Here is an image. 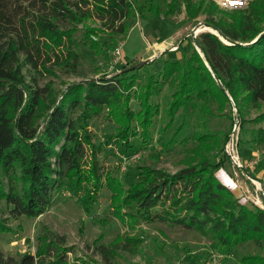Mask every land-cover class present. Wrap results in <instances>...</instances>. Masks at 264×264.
<instances>
[{
    "label": "trees",
    "instance_id": "obj_1",
    "mask_svg": "<svg viewBox=\"0 0 264 264\" xmlns=\"http://www.w3.org/2000/svg\"><path fill=\"white\" fill-rule=\"evenodd\" d=\"M162 2L164 15L182 4L188 19L203 16L218 35L199 33L198 51L192 47L180 58H165L161 70L146 72L143 82L139 66L71 83L57 96L50 81L41 86L36 76L53 75L54 66H76L72 47L79 25L83 43L107 57L117 37L129 31L126 20L135 12L139 17L159 15V1L0 0V232L6 227L2 202L11 217L34 218L49 208L53 190L63 180L71 187L90 184L95 199L103 178L114 217L131 229L154 220L193 229L211 238V247L220 255L250 242L257 251L241 255L239 264H264V210L241 203L215 175L224 160L213 161L211 153L222 152L226 134L194 133L191 153L196 162L173 173L139 166L141 178L126 189L98 160L102 149L93 142L88 122L104 113L115 125L117 143L129 148L128 140L137 137L146 145L159 113L151 99L169 79L175 86L165 109L168 125L179 109L210 114L208 105L214 104L223 113L229 98L239 112L244 104L259 109L264 103V0H248L245 9L231 13L221 12L210 0ZM88 20L99 25L91 26ZM25 67L33 72L29 79ZM251 121L264 123V109ZM257 131L262 138L264 126ZM138 242V236L117 235L96 249L108 262L119 249L134 252ZM65 243V236L47 230L37 237L33 254L15 258L0 251V264H37L41 259L44 264H70Z\"/></svg>",
    "mask_w": 264,
    "mask_h": 264
},
{
    "label": "rangeland",
    "instance_id": "obj_2",
    "mask_svg": "<svg viewBox=\"0 0 264 264\" xmlns=\"http://www.w3.org/2000/svg\"><path fill=\"white\" fill-rule=\"evenodd\" d=\"M158 1L162 9L159 15L139 17L135 12L133 17L126 20L129 25L135 27L125 36L117 37V44L108 50L107 57L95 54L83 43V29L79 25L73 35L75 44L72 47L76 52V66L74 68L54 66L53 75L36 76L38 84L42 86L50 81L55 93L59 96L71 83L100 80L103 77L118 74L123 69L126 70L144 61L139 60V55L146 53L145 39L150 38L152 33L157 36L164 35L170 30H180L178 37H185V45L182 48L176 45V48L167 54V58H175L177 53H180V57L181 53H190L194 46L191 35L187 34L193 27H199L198 24L203 22V16L188 19L182 4H177L178 9L171 15H164L162 13L163 0ZM165 1L172 2V0ZM172 3L175 4V2ZM247 5L248 0L240 10L245 9ZM217 8L223 13L239 10ZM87 23L91 26L99 25L98 21L94 20H88ZM205 31L207 30L202 29L199 33ZM122 38L124 40H121ZM119 45L125 56L123 60L121 57L120 61L114 64L113 51ZM163 60L160 58L155 61L151 60V63L140 66L138 68L141 74L140 81H144L146 72H159ZM23 70L26 78L29 79L33 72L27 67ZM174 86L173 80L169 79L161 91L151 99L158 105L159 113L154 119L151 138L146 145L142 144L137 137L128 140V145L132 146L129 148L117 143L113 136L115 125L105 118L104 113L88 122L87 126L92 133L93 142L102 149L98 153V160L104 172H110L113 177L118 178L124 189L131 182L141 178L138 174L139 166L173 173L197 161L195 155L191 153V149L196 146L194 138L191 137L194 133L207 131L227 136L234 123L239 124L238 151L240 156L256 159L255 166L261 167L264 171V135L260 139L257 138L259 133L257 128L263 127L264 123L254 124L251 121L264 109V103L259 109L244 104L241 112L237 110L233 100L234 106L229 100V106L223 113H218L214 104L208 105L212 112L210 114L194 111L190 107L185 112L179 109L171 125H168L165 109ZM130 104L133 109H138V104L134 100H131ZM182 121L184 124L179 132L178 126ZM211 155H213V161L223 158L222 166L228 171L231 164L226 159L223 149L222 152L213 150ZM104 182L102 178V188L94 194L95 199H93L90 184L71 187L63 180L53 190L49 208L34 218L21 216L15 219L8 214V207L2 202L1 215L6 227L0 232V251L5 256L15 258L25 252L33 254L37 245V237L47 230L65 236L64 246L69 249L67 258L70 264H239L238 260L241 255L257 251L255 246L249 242L238 245L228 255H220L211 247V238L208 236L193 229L173 226L159 220L139 223L131 229L128 222H121L114 217L110 205L111 192L104 186ZM251 193H254V190L245 191L247 196ZM100 235L101 237L98 238ZM117 235L121 238L138 236L140 242L134 248V252L119 249L113 253L114 255L108 262L104 261L96 245L108 244ZM131 246L132 244H129L128 247L131 249ZM44 262L45 259H41L37 261V264H44Z\"/></svg>",
    "mask_w": 264,
    "mask_h": 264
},
{
    "label": "crops",
    "instance_id": "obj_3",
    "mask_svg": "<svg viewBox=\"0 0 264 264\" xmlns=\"http://www.w3.org/2000/svg\"><path fill=\"white\" fill-rule=\"evenodd\" d=\"M134 27L135 26H131L129 30H132ZM179 32L180 30H170L169 32L167 31V33H165L164 35L157 36H154L152 33L150 35V38L145 39L147 43L146 53L139 55V60L143 59L155 61V59L159 58L165 59L167 58V54L171 53L172 46L180 45L181 48L184 47L185 37H178ZM122 44L123 41L121 42V45ZM121 52L123 51L121 50ZM124 56V52L121 53L122 60ZM175 58H180V53H177ZM241 159L244 161L245 164L248 162V160H253L248 158L247 156H241ZM255 165L253 167L245 166L244 172L249 176L253 177L257 182V186L264 190V171L261 169V167L257 168ZM226 169L227 168L222 166L216 171L215 175L217 179L226 187H228L233 193V195L241 203L251 205V203L247 199L245 191H253L254 185L246 178L245 175H242L239 171H236L232 165L228 167V171H226Z\"/></svg>",
    "mask_w": 264,
    "mask_h": 264
},
{
    "label": "built area",
    "instance_id": "obj_4",
    "mask_svg": "<svg viewBox=\"0 0 264 264\" xmlns=\"http://www.w3.org/2000/svg\"><path fill=\"white\" fill-rule=\"evenodd\" d=\"M210 1H212L217 7L226 10L240 9L247 4V0H210ZM198 33L199 32L197 31L191 34V38L192 39L196 38ZM175 48L176 45L172 46L171 50H174ZM120 58H121V46L119 45V47H116L113 51L114 64L118 63L120 61ZM229 100L232 102L231 98H229ZM232 104L234 106L233 102ZM237 122H238V118H237ZM238 135H239V124L237 125V123H234L230 133L226 136V140L223 144L222 147L223 153L226 159L229 161V163L234 167V169L236 171H239L242 175H245L246 178L254 185V193H251L250 196H247L248 201H250L251 204L257 207L264 209V190L257 186V182L253 177L249 176L244 172L245 166L253 167L257 163V160L255 159L248 160L246 164L244 163L238 151V144H239Z\"/></svg>",
    "mask_w": 264,
    "mask_h": 264
},
{
    "label": "water",
    "instance_id": "obj_5",
    "mask_svg": "<svg viewBox=\"0 0 264 264\" xmlns=\"http://www.w3.org/2000/svg\"><path fill=\"white\" fill-rule=\"evenodd\" d=\"M198 26H200V28L199 27H193L192 29H191V31L189 32V35H191V34H193L194 32H199V31H201L202 29H205V30H207V31H209V32H211V33H213V34H215V35H218L217 34V32H216V30H214L213 28H211L209 25H207V24H205L204 22H200L199 24H198ZM201 27H203L202 29H201ZM200 29V30H199ZM264 33V32H263ZM193 40V46L194 47H196V49L198 48V46H197V41H196V38H193L192 39ZM256 39H254L252 42H254ZM252 42H250V44L252 43ZM198 50V49H197ZM151 60H144L143 62H141L140 64H137V65H134V66H132V67H130V68H128V69H126L125 71H129L130 69H134V68H136V67H139V66H142L143 64H146V63H148V62H150ZM264 210V209H263Z\"/></svg>",
    "mask_w": 264,
    "mask_h": 264
}]
</instances>
